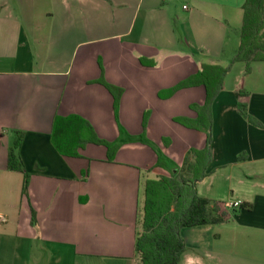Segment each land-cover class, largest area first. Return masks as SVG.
Wrapping results in <instances>:
<instances>
[{
  "label": "crops",
  "instance_id": "obj_1",
  "mask_svg": "<svg viewBox=\"0 0 264 264\" xmlns=\"http://www.w3.org/2000/svg\"><path fill=\"white\" fill-rule=\"evenodd\" d=\"M245 1L0 0V264H135L147 173L170 176L207 139L175 121L196 118L204 87L172 90L203 63L230 64ZM106 84L122 90L116 107ZM211 114L197 192L244 208L183 229L180 264H264V62L249 74L232 64ZM71 116L121 143L112 160L95 144L77 156L56 150L55 119ZM19 132L26 195L23 174L8 169Z\"/></svg>",
  "mask_w": 264,
  "mask_h": 264
},
{
  "label": "trees",
  "instance_id": "obj_2",
  "mask_svg": "<svg viewBox=\"0 0 264 264\" xmlns=\"http://www.w3.org/2000/svg\"><path fill=\"white\" fill-rule=\"evenodd\" d=\"M142 62L145 63L144 60ZM236 62L245 64V74L251 72L253 63L264 62V0L245 1L237 53L229 65L223 67L203 63L192 77L172 90L175 92L183 88L204 87V104L191 107L196 113V118L183 117L175 121L189 129L208 131L207 139L205 147L201 150H190L180 170L176 168V172L170 176H154L147 173L136 224L135 264H180L186 250L185 241L181 236L183 229L224 224L236 214V210H227L226 203L211 201L197 192V185L208 176L207 169L212 159L211 105L222 90L224 78L232 64ZM105 86L113 94L116 107L122 90L107 84ZM239 111L250 123L260 125L247 114L244 106ZM22 140L23 133H17L8 154V169L23 174V194L26 195L29 175L19 155ZM140 140L148 143L144 137ZM52 141L56 150L66 156H77V150L83 149L87 144L104 146L108 151L109 160L113 159L114 153L121 145L119 141L110 143L100 139L91 125L78 116L56 118ZM239 159H242V156ZM164 165L165 158L158 153L157 167ZM243 208L244 204L239 211Z\"/></svg>",
  "mask_w": 264,
  "mask_h": 264
},
{
  "label": "built area",
  "instance_id": "obj_3",
  "mask_svg": "<svg viewBox=\"0 0 264 264\" xmlns=\"http://www.w3.org/2000/svg\"><path fill=\"white\" fill-rule=\"evenodd\" d=\"M243 205L242 202L240 201H235V202H230V203H226L225 206L228 209H240V207Z\"/></svg>",
  "mask_w": 264,
  "mask_h": 264
},
{
  "label": "rangeland",
  "instance_id": "obj_4",
  "mask_svg": "<svg viewBox=\"0 0 264 264\" xmlns=\"http://www.w3.org/2000/svg\"><path fill=\"white\" fill-rule=\"evenodd\" d=\"M177 28H179V26H177ZM110 92V91H109ZM111 93V92H110ZM111 95L113 96V94L111 93ZM113 98H114V96H113ZM164 145H166V141H164ZM184 258H185V254H183L182 255V260L181 261H183L184 260Z\"/></svg>",
  "mask_w": 264,
  "mask_h": 264
}]
</instances>
